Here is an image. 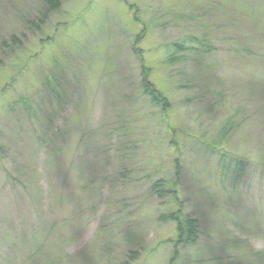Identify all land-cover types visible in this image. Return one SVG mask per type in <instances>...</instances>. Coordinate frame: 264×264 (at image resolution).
<instances>
[{"label": "rangeland", "instance_id": "obj_1", "mask_svg": "<svg viewBox=\"0 0 264 264\" xmlns=\"http://www.w3.org/2000/svg\"><path fill=\"white\" fill-rule=\"evenodd\" d=\"M56 1L60 13L0 0V48L24 35L32 50L13 88L0 49V264H264V0ZM188 35L212 53L164 65ZM133 45L170 101L163 116L139 100ZM55 62L66 105L27 116L16 95L48 105L35 89ZM229 118L235 131L212 152ZM178 178L177 196L154 188ZM178 209L199 222L194 246L175 245L165 215Z\"/></svg>", "mask_w": 264, "mask_h": 264}, {"label": "trees", "instance_id": "obj_2", "mask_svg": "<svg viewBox=\"0 0 264 264\" xmlns=\"http://www.w3.org/2000/svg\"><path fill=\"white\" fill-rule=\"evenodd\" d=\"M43 3L49 6V9H50L49 11H51L49 13H54V12L60 13L61 5L58 1L43 0ZM173 13L174 11L169 12V14L173 15V17L177 19L180 18V16H176L174 15L175 13L174 14ZM43 16L46 17V14L45 15L43 14ZM37 27L38 26L35 25L33 26V29L36 31L39 29ZM23 37L24 35L20 37L17 35H13L9 38V40H6L5 42H3L0 48L4 52L5 51L8 52L9 59H10L9 63L11 64V65L9 64V66L11 67V69H13V73H14V70L17 71L15 75H12V73L10 74V78H13V81H14L13 86H12L13 88L17 83V79L18 78L20 79V76H21L20 70H23L25 68L27 70L28 68L27 65L30 59L28 55H30L32 51L30 50V48H26L23 45V42L21 39ZM211 44H212L211 41L208 40L205 35H202L201 37L188 35L183 40L172 41L171 43H169V45L165 47L163 63L164 65L168 67H173L177 64H184L186 61L189 62V55H195L199 58L202 56L205 58L208 54L212 53ZM132 50H134V52L136 53L137 59L141 62V65H142L144 60L141 54H139V52H142V51L135 48L134 45L132 46ZM1 63L2 62L0 60V66L4 64V63L2 64ZM58 69H59V65L57 66V62L53 63V68L50 69L48 73H46V75L42 78L41 83L35 89V92L36 90L40 93L42 92L43 95H45L49 99L48 105L47 103L45 104V101L43 100V98L36 97L35 94L33 95L34 93L33 91L32 93L29 92V89H25L22 93H18L16 95L15 105L17 107H20L27 116H33L35 112L37 113L39 111V113H43L47 115L45 117H41L42 119H45L46 117H52V116H55V114H58L59 112L58 109H60V104L61 106L66 105V102L63 99V96H64L63 89L66 86H64V84L60 80L61 71L57 72ZM140 69H141L140 78L142 76V79L138 83V87H137V91H138L137 94L139 96V100L142 98L148 104L154 105L155 108L159 106V111L162 113V116H163L166 113V111H169L170 109H172L170 101L149 80L150 79L149 68H146L145 66L142 65V68ZM32 97L35 99L39 98V102H42V104L41 103L38 104ZM42 109L43 111H41ZM61 109L63 108L61 107ZM36 118L37 119L39 118L38 115H36ZM233 123H234L233 118H229V120L228 119L225 120L219 127L218 132L216 133L212 142L209 145L203 140L202 142L210 146V149H212V152L217 150L219 146L221 147L222 144L226 142L229 135L231 136L234 133L235 124ZM127 128H129L128 124H126V126L121 125V127L118 129V133L119 134L122 133L124 138L126 137L127 132H128ZM50 133L52 132H49V131L44 132L42 139L38 140L39 143H41V145L44 143V138L48 136ZM45 140H48L47 142L48 144L46 143V145L52 147V144H51L52 138L47 137ZM32 141L34 142V138L32 139ZM130 141H131V147L135 148V144H137V142L136 141L134 142L131 138H130ZM172 143L173 145L178 147V150H179L178 154L181 157L182 149L180 147L179 142L174 141ZM49 151L50 150H48L47 153H49ZM15 152L17 153L16 150ZM221 156H222L221 157L222 162H225V158H224L225 156L224 155H221ZM177 159L180 162V158H177ZM130 162L131 160L129 161L128 165H130ZM224 165H226V163H224ZM226 167H227V170L229 171L233 169V175H236V176H240V175L242 176L243 172L245 171L244 166L239 161H233L231 164L229 163ZM176 169L178 172L179 170L178 167H176ZM178 174L180 175V172ZM179 181L181 182L182 179L180 180L179 178L176 179L175 183H173V181H170L168 179L160 180L161 185L156 184L154 185V188L155 189L158 188V190H166L168 188V190L173 191V196H177L178 192L181 191L180 189L181 183H179ZM165 219L166 221H170L174 223L175 225V231L177 233V241L175 245H178L180 247H187V246L190 247V246L195 245V243L197 242L196 240H198L200 225L197 219L193 215L186 214V213L184 215L182 211L178 209L176 211H173V212L170 211V213H167L165 215Z\"/></svg>", "mask_w": 264, "mask_h": 264}]
</instances>
